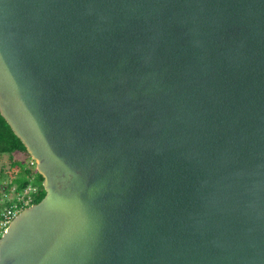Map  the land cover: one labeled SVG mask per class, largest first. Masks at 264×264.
<instances>
[{"label":"water","instance_id":"1","mask_svg":"<svg viewBox=\"0 0 264 264\" xmlns=\"http://www.w3.org/2000/svg\"><path fill=\"white\" fill-rule=\"evenodd\" d=\"M0 113V264H264V0H0Z\"/></svg>","mask_w":264,"mask_h":264},{"label":"trees","instance_id":"2","mask_svg":"<svg viewBox=\"0 0 264 264\" xmlns=\"http://www.w3.org/2000/svg\"><path fill=\"white\" fill-rule=\"evenodd\" d=\"M28 153L25 145L21 139L14 133L10 125L0 113V156L3 154H10L13 158L15 154ZM31 157V156H30ZM12 161V168L15 172V176L10 179L8 187L16 186V191H25L30 186H35L36 191H32L29 194L32 196L30 204L39 202L45 195V189L43 187V176L36 170V179L32 181L31 177L34 175L32 170L26 169L24 163L20 160ZM16 200H11L8 205L15 203Z\"/></svg>","mask_w":264,"mask_h":264},{"label":"rangeland","instance_id":"3","mask_svg":"<svg viewBox=\"0 0 264 264\" xmlns=\"http://www.w3.org/2000/svg\"><path fill=\"white\" fill-rule=\"evenodd\" d=\"M15 157V160L22 161L26 169H30L33 172V176L31 177L32 181L36 179L37 173L36 171V163L34 159L30 156H28L26 153L23 154H15L13 155ZM12 158L10 154H3L0 156V211L7 208L9 205L8 203L13 197H17L20 194L23 193V191H16V186H12L11 188L8 187V184L10 182V179L15 176L16 171L12 168V161L14 159ZM2 235V233L0 232ZM1 237V236H0Z\"/></svg>","mask_w":264,"mask_h":264},{"label":"built area","instance_id":"4","mask_svg":"<svg viewBox=\"0 0 264 264\" xmlns=\"http://www.w3.org/2000/svg\"><path fill=\"white\" fill-rule=\"evenodd\" d=\"M35 161V160H34ZM36 163V162H35ZM32 191H36L35 186L28 187L22 194L17 197H13L16 202L9 205L4 210L0 211V232L3 234L13 218L26 206L30 205L32 196L29 194ZM1 236V234H0Z\"/></svg>","mask_w":264,"mask_h":264}]
</instances>
